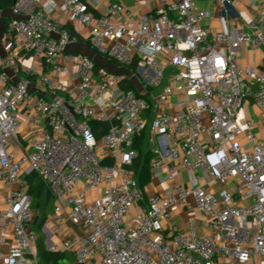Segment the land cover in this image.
Returning a JSON list of instances; mask_svg holds the SVG:
<instances>
[{
	"label": "built area",
	"instance_id": "1",
	"mask_svg": "<svg viewBox=\"0 0 264 264\" xmlns=\"http://www.w3.org/2000/svg\"><path fill=\"white\" fill-rule=\"evenodd\" d=\"M238 3L215 0L223 13L212 30L196 0H155L149 14L117 0H14L12 46L0 56V179L10 191L0 258L11 232L7 264H41L28 182L37 174L68 203L55 208L53 234L74 230L51 251L77 264H264V140L239 121L246 104L264 113V67L239 63L264 47V0H250L252 33L230 27ZM82 42L124 72L69 51ZM7 70L34 79L13 82ZM93 123L106 126L102 137ZM143 135L150 179L172 184L163 194L146 196L133 170ZM176 211L189 215L185 229Z\"/></svg>",
	"mask_w": 264,
	"mask_h": 264
},
{
	"label": "crops",
	"instance_id": "2",
	"mask_svg": "<svg viewBox=\"0 0 264 264\" xmlns=\"http://www.w3.org/2000/svg\"><path fill=\"white\" fill-rule=\"evenodd\" d=\"M122 5H124L128 10L133 11L136 14H149L154 6L155 0H141L139 3H136L134 0H117ZM198 6L209 11L211 13V17L205 22V26L211 28L212 30H216L218 27V17L223 13L222 10H218L215 7V0H196ZM237 8H231L228 11V15L230 18V27L232 30H240L245 33H252L253 28L250 22H254V25L259 26L258 20L255 17L254 11L250 7V0H238ZM12 19L11 9L6 11H0V56L6 57L7 54L11 50L13 34L10 28V22ZM78 30L82 33L83 28L78 26ZM70 52H82L87 56L95 59L97 62L101 64L103 67H107L111 71L115 73H123L124 69L110 62H105L103 58L98 56L95 52L89 49L86 43L82 42L77 46H71L69 48ZM239 63L243 66L250 67H264V47L260 50H243L239 57ZM26 66L32 65L31 57L27 58L25 61ZM63 61L60 60L58 65H62ZM38 64H35V66ZM11 80L13 82H17L21 80V77L15 76L12 71L7 70ZM65 80V78H63ZM32 89L39 93H46V89L42 86H37L34 83L31 85ZM1 88V86H0ZM239 121L241 124L245 125L247 122H254V127L252 128V133L260 140H264V113L253 104H246L244 108L241 110L239 114ZM29 132V125L25 123L23 127V132L20 138L23 140V135H26ZM168 167H175L172 162L168 161ZM182 178H186V176L182 175V172L179 171L178 180L180 181ZM172 184L167 182L166 177L160 180H151L148 185L145 187L146 196L163 194L167 190L171 188ZM46 191V190H45ZM10 191L4 185L2 180L0 179V212L6 207V201L9 197ZM42 200L43 205L42 209H34V230L37 233L38 239L44 238V244L48 250H51L52 244H60L61 241L73 235V228L70 224H66L63 228V233L60 236H56L53 234L54 224H53V216L55 213V208L58 204L62 205L65 210L68 209V203L66 200H56L52 195L51 199L48 201L46 197H43ZM195 218L197 219L201 229L203 232H207V229L203 227L205 220L200 214H195ZM189 219V215L185 212L176 211L174 217L172 219V223L180 226L185 229L187 225V221ZM6 241L9 243L8 246L4 248V256L0 258V264H7L8 262V252L10 247L13 244V238L11 232H8L6 236ZM72 263L69 262L67 264H77L74 255L71 253Z\"/></svg>",
	"mask_w": 264,
	"mask_h": 264
},
{
	"label": "trees",
	"instance_id": "3",
	"mask_svg": "<svg viewBox=\"0 0 264 264\" xmlns=\"http://www.w3.org/2000/svg\"><path fill=\"white\" fill-rule=\"evenodd\" d=\"M14 0H0V11H6L12 8ZM21 79L24 80H33V77L26 76L21 74ZM127 89H134L133 85H126ZM94 131L96 132L98 138L102 137L103 133L106 131V126L100 123H93ZM147 143L145 142V135L139 138L135 146L140 152L138 160L134 163L133 170L136 174V177L139 181L140 187L144 190L145 187L150 182V161L151 154L146 147ZM30 184L31 196L33 199V210L37 209L42 194H46L45 197L49 201L52 197L51 192L46 189L44 182L39 178L37 174H33L28 178ZM46 190V191H45ZM39 254L41 258V264H67L70 262L71 253L61 252L56 253L51 250H48L44 244V238L38 240Z\"/></svg>",
	"mask_w": 264,
	"mask_h": 264
},
{
	"label": "rangeland",
	"instance_id": "4",
	"mask_svg": "<svg viewBox=\"0 0 264 264\" xmlns=\"http://www.w3.org/2000/svg\"><path fill=\"white\" fill-rule=\"evenodd\" d=\"M103 60L106 62L105 59H103ZM109 70H110V69H109ZM110 71H111V70H110ZM155 94H156V93H155ZM146 147H148V146L146 145ZM45 195H46V194H42V198L45 197ZM42 198H41L40 201H39V204H38V206H37V209H42V206H44V205H43V202H44V201L42 200ZM34 218H35V216H34ZM33 227H34V224H33ZM70 262H71V263L73 262L72 259L70 260Z\"/></svg>",
	"mask_w": 264,
	"mask_h": 264
}]
</instances>
